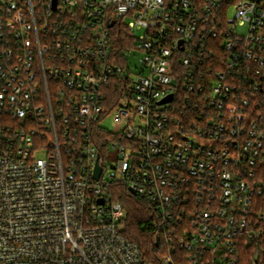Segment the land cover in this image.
<instances>
[{"label": "built area", "instance_id": "obj_1", "mask_svg": "<svg viewBox=\"0 0 264 264\" xmlns=\"http://www.w3.org/2000/svg\"><path fill=\"white\" fill-rule=\"evenodd\" d=\"M0 264H264V0H0Z\"/></svg>", "mask_w": 264, "mask_h": 264}, {"label": "trees", "instance_id": "obj_2", "mask_svg": "<svg viewBox=\"0 0 264 264\" xmlns=\"http://www.w3.org/2000/svg\"><path fill=\"white\" fill-rule=\"evenodd\" d=\"M118 197L127 210L124 230L126 237L139 243L147 257L156 261V248L159 242L156 233L149 226L153 219L149 205L131 195L125 186L119 187Z\"/></svg>", "mask_w": 264, "mask_h": 264}, {"label": "rangeland", "instance_id": "obj_3", "mask_svg": "<svg viewBox=\"0 0 264 264\" xmlns=\"http://www.w3.org/2000/svg\"><path fill=\"white\" fill-rule=\"evenodd\" d=\"M142 33H143V31H138V32H136V35L139 37V35H141ZM138 58H139V56H136L134 54L131 55L130 60H131L133 66L138 65ZM104 126L107 127L109 130H111V128H112L111 120H108L106 122V124H104Z\"/></svg>", "mask_w": 264, "mask_h": 264}, {"label": "water", "instance_id": "obj_4", "mask_svg": "<svg viewBox=\"0 0 264 264\" xmlns=\"http://www.w3.org/2000/svg\"><path fill=\"white\" fill-rule=\"evenodd\" d=\"M172 100V97H170L168 99V101H171ZM165 102V101H163ZM100 173H101V167L99 165H97V171H96V178H98L100 176ZM133 194H135V192L133 191Z\"/></svg>", "mask_w": 264, "mask_h": 264}]
</instances>
